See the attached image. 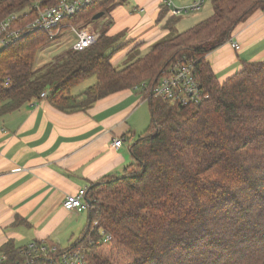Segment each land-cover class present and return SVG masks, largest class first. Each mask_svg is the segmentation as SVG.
Masks as SVG:
<instances>
[{"label":"trees","instance_id":"16d2710c","mask_svg":"<svg viewBox=\"0 0 264 264\" xmlns=\"http://www.w3.org/2000/svg\"><path fill=\"white\" fill-rule=\"evenodd\" d=\"M61 1L0 0V22L35 4L50 7ZM211 2L209 18L176 37L161 39L144 57L128 59L132 62L122 70L112 64L114 52L105 55L118 38L108 36L107 27L93 47L68 50L39 69L38 52L53 42L46 33L28 34L0 51V118L40 101L44 92L60 112L86 111L143 84L155 88L184 62L192 64L210 96L201 106L186 108L149 101L151 122L130 147L133 163L122 174L88 186V225L75 244L59 247L60 252L90 238L88 264H264V63H244L222 83L207 60L242 23L264 13V0ZM119 5L120 0L101 1L66 21L85 27ZM167 13L161 11L156 23ZM179 22L173 17L165 30ZM93 77L96 84L72 95ZM189 110L192 115L183 120ZM20 224L27 225L17 220L14 226ZM100 229L113 237L111 242L98 243ZM26 248L8 242L0 256L7 257L6 264H17L25 260L20 251ZM38 264L61 262L54 257L52 263Z\"/></svg>","mask_w":264,"mask_h":264},{"label":"crops","instance_id":"0c3cea01","mask_svg":"<svg viewBox=\"0 0 264 264\" xmlns=\"http://www.w3.org/2000/svg\"><path fill=\"white\" fill-rule=\"evenodd\" d=\"M158 10L159 1L152 0L155 22ZM233 43L241 50H234ZM207 60L222 83L244 63H264V13L242 23ZM146 103L130 90L82 112L63 113L43 100L1 117L0 248L8 242L17 248L36 242L63 249L75 244L88 225V212L67 211L64 201L133 163L130 147L151 122ZM118 138L124 143L116 150ZM17 220L27 225L14 226Z\"/></svg>","mask_w":264,"mask_h":264},{"label":"built area","instance_id":"2783aa9c","mask_svg":"<svg viewBox=\"0 0 264 264\" xmlns=\"http://www.w3.org/2000/svg\"><path fill=\"white\" fill-rule=\"evenodd\" d=\"M105 0H62L56 5L42 7L35 4L31 8L17 12L0 23V47L1 50L20 41L27 34L35 32L46 33L51 41H57L64 34H74L76 41L71 48L75 52H83L96 45L101 38L99 31L92 30L89 25L77 27L66 20L79 14L84 9ZM159 8L168 10V13L174 17L184 16L190 12L202 11L204 6L212 0H179L181 3H175L176 0H158ZM141 9L138 13H142ZM22 22L24 24L22 25ZM232 48L236 51L241 50L238 43H233ZM9 84L7 80L6 85ZM143 100L157 99L168 102L180 107L201 106L210 99L203 87L200 85L194 75L192 64L184 62L176 65L168 77L161 80L155 88L149 89L146 84L136 87ZM48 93L41 94L40 99L46 101ZM35 100L34 105L40 102ZM146 100L147 102H149ZM124 143L123 138H118L113 142V147L117 150ZM22 171V169H18ZM64 208L70 212L86 213L90 209V204L86 200V189H82L75 196H68L64 201ZM98 226V222L93 223V230ZM100 239L99 244H107L113 237L105 230H98ZM86 244H92V239L79 245L71 251H59L56 245H39L33 243L27 246L25 251L20 254L25 257L24 261L17 264H38L41 260L52 263L55 258H59L61 264H88V250ZM7 257L0 256V264H6Z\"/></svg>","mask_w":264,"mask_h":264},{"label":"rangeland","instance_id":"374dc122","mask_svg":"<svg viewBox=\"0 0 264 264\" xmlns=\"http://www.w3.org/2000/svg\"><path fill=\"white\" fill-rule=\"evenodd\" d=\"M175 3L181 2L176 0ZM26 9L27 8L24 10ZM141 9H144L145 12L138 13ZM163 10L166 9L158 10V14ZM213 11L214 6L212 2H208L202 11L190 12L184 16L175 17L176 19H180V22L176 24L172 30L168 31L165 30V26L174 16L167 13L162 22L157 24L155 20H152V0H127L126 3L121 2L120 0V5L109 16L104 15L100 20L96 21V23L90 24L89 27L92 30L99 31L100 33H102V31L107 27L109 29L107 35H109V32L111 31L114 36H118L114 45L106 50L105 55H110L114 52L112 57L114 67L118 70H122L132 61L138 60L148 54L154 45L161 39L173 38L180 35L201 21L209 18L213 14ZM15 13L17 12H14L13 14ZM13 14H10L9 16ZM154 25L157 29V33L155 32V28H152ZM154 33L155 35H153ZM113 35L110 36L113 37ZM75 41L76 36L74 34H64L57 41H53L48 44L42 51L38 52L35 69H39L46 64L53 63L66 51L71 50ZM128 59H131L132 61H128ZM96 83V78H90L77 86L72 91V95L77 96ZM35 102L36 101L33 100L26 106H34ZM147 103L145 107L148 109ZM191 115V110L185 111L182 114V119L187 120Z\"/></svg>","mask_w":264,"mask_h":264},{"label":"water","instance_id":"95a60500","mask_svg":"<svg viewBox=\"0 0 264 264\" xmlns=\"http://www.w3.org/2000/svg\"><path fill=\"white\" fill-rule=\"evenodd\" d=\"M104 16V13H100L94 17V21L100 20ZM89 203V202H88ZM90 204V203H89Z\"/></svg>","mask_w":264,"mask_h":264}]
</instances>
